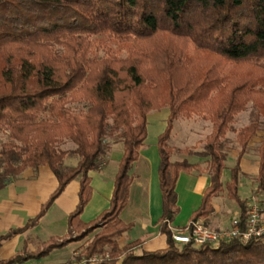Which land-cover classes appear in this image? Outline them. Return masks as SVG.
I'll use <instances>...</instances> for the list:
<instances>
[{
	"label": "trees",
	"instance_id": "trees-1",
	"mask_svg": "<svg viewBox=\"0 0 264 264\" xmlns=\"http://www.w3.org/2000/svg\"><path fill=\"white\" fill-rule=\"evenodd\" d=\"M215 56L247 70L229 69ZM247 104L254 113L235 134L236 162L222 183L226 132ZM162 109L168 117L157 138L158 227L166 247L137 254L139 242L132 241L120 252L117 240L132 227L119 218L130 171L146 139L147 115ZM194 116L209 121L212 133L195 153L207 163L210 185L190 221L210 216L212 199L223 192L243 219L239 163L257 132L264 131V0H0V134H6L0 144V190L41 166L57 181L39 213L16 234L35 226L78 180L67 233L99 229L84 250L87 258L108 251L112 260L122 256L120 264H264V236L198 249L174 246L168 226L178 214L176 181L180 172L199 165L170 161L174 149L168 142L174 122ZM65 143L73 149H61ZM114 144L121 145L122 155L109 207L85 224L80 216L91 196L89 173L99 170ZM256 153L257 190L264 195V135ZM67 158L76 160L74 166L64 165ZM261 204L264 221V199ZM66 243L50 239L35 252L0 264L40 260Z\"/></svg>",
	"mask_w": 264,
	"mask_h": 264
},
{
	"label": "crops",
	"instance_id": "crops-1",
	"mask_svg": "<svg viewBox=\"0 0 264 264\" xmlns=\"http://www.w3.org/2000/svg\"><path fill=\"white\" fill-rule=\"evenodd\" d=\"M152 112H156V111H152ZM157 122H158L157 113L151 114L150 112L147 115L146 139L144 141L143 146L139 150L138 159L133 164L132 169L130 171V174L133 176V178L129 186L128 200L119 216L120 220L123 223L131 224L132 227L128 233H126L117 240V243L121 244L118 246L121 247L129 242L138 241L139 245L136 249V252H140V253L142 251H156V250L164 249L166 247L165 237L160 233L158 227V221L161 216L162 208H161V194L158 183L159 156L157 149V138L164 131L166 123L163 131L160 132L156 136V138L154 137L152 139H149L148 137V130L150 126H155ZM117 146L118 149H116ZM120 147H121L120 144H114L111 148V152L109 153V155L107 156L106 160L104 161L103 165L99 168V170L89 173L91 180L90 181L91 196L80 216V220L83 223H89L93 221L100 215L101 212H103L109 207V201L113 190L114 177L117 173L118 162L122 155V147L121 148ZM245 160L246 158L244 156L240 160L239 163L240 171L244 174L251 175L253 173L251 172L249 173L248 171H250L251 168H253L252 162L248 163V161ZM256 165L257 168H255V175H257L258 173V159ZM40 168H38L37 171H33V173L26 174L25 172L29 170L27 169L20 176V178H18L13 183L7 185L5 188L0 190V207H2L4 211H6L5 208H7L8 205L10 206V208L11 206L14 205V201H13L14 193L15 191L16 194L18 192L16 188L17 185H20L21 187L24 188L26 185H29L31 183L34 184L35 182H37ZM34 172H36V174ZM44 177H46V179L50 184L48 190L49 192H47L48 195L47 199H48L49 196L57 188V181L52 175V173L50 175L45 172ZM227 181L228 180H224V181L222 180V183H226ZM209 185H210V176L208 170L205 171L203 167L202 168L198 167L188 172L179 173L175 185V191L177 194L178 214L176 215L174 221L170 224L172 228H181L190 221V217L192 213L199 208L203 194ZM241 187H242V183L239 178L238 195L241 200L245 201L246 197L244 198L241 197L239 193ZM78 189H79L78 180H74L70 182L66 186L64 191L55 199L49 210L44 214V216L40 218V219L45 218L47 213L53 208V206L61 202V200L67 199V197H69V199L67 200L70 204L69 205L70 210L66 217L65 232L59 235H53L48 240L56 239L59 242H62V238H64L67 235V220H68V216L76 208L78 202V197H77ZM221 196L222 195L219 194L218 196L212 199L214 211L206 219H203L205 224L212 229H227L229 228L230 221L232 219L225 214L223 208L224 205L218 202ZM47 199L44 201V203L47 201ZM43 204H41L40 209ZM2 208H0V210ZM5 214L6 212L0 211V225H1V221L5 222V226H1L0 228V231L1 229L3 230L5 229L4 234H1L2 232H0L1 234L0 261L7 260L15 255H21L24 253V251H26L27 240L24 242L23 239L27 234H29L31 230L30 228H32L30 227L25 231L16 234L15 233L16 230L23 229L28 223H26V225L24 226L14 227V216L12 215V211L10 210V213H7V216ZM225 215L227 216V218ZM236 215H239V209L237 210ZM84 217H87L85 221L83 220ZM8 233H11V235L8 238L2 240L1 238ZM72 246L73 244L67 243L60 248L54 249L46 257L38 261L42 264H61L62 259H64L66 255L68 256L67 252L72 250V248H70ZM68 248L69 251H67Z\"/></svg>",
	"mask_w": 264,
	"mask_h": 264
},
{
	"label": "rangeland",
	"instance_id": "rangeland-1",
	"mask_svg": "<svg viewBox=\"0 0 264 264\" xmlns=\"http://www.w3.org/2000/svg\"><path fill=\"white\" fill-rule=\"evenodd\" d=\"M214 60L224 61L221 58L214 57ZM223 65L228 67L229 69H232V66H235V68H238V72L247 70V65L243 64H234L230 62L224 61ZM157 113L158 115V122L155 126H150L148 130V137L149 139L156 138V136L163 131L168 110L162 109L160 111L151 112ZM254 110L251 106V104H247L244 111L239 112L234 117L233 123L231 125V131L226 132L225 136V148L227 152V159L225 161V169L223 171L222 180H229V169L235 165L237 152L239 150V147L237 146L235 142V134L236 132L249 124L250 120L252 119ZM174 128L170 137V140L168 142V145L174 149L173 153L171 154L170 161H181V160H187L190 163H197L199 165V168H202L207 171V163L204 159H201L195 155V153H199L203 150V145L205 142L206 137H208L212 133V124L209 121H204L200 117H192L191 119H179L174 122L173 124ZM156 134V135H155ZM264 135V131L260 130L257 132L256 136L251 140L249 146H248V152L244 155L246 160L249 162H252L253 168H251L249 173H253L251 175L244 174L240 171L239 178L242 183V187L239 190V193L241 197H246L245 202L248 201L250 197H254L255 201L258 203H261L264 199V195L258 192L257 190V183H256V177L255 175V168H257V153L256 149L258 145L261 142V139ZM6 140V134L1 133L0 134V144L3 143ZM63 150H72L73 146L70 143H65L60 146ZM121 148V147H120ZM188 152H181L182 149H186ZM118 149V146L116 147ZM245 160V161H246ZM76 160L72 158H67L64 161L65 166H74ZM256 166V167H255ZM48 171V172H47ZM48 173L51 175V172H49V169L46 166H42L40 168V172L38 173L39 177L37 182H33L34 184L26 185L24 188L20 185H17V194L16 191L14 193V205L10 206L8 205L6 211L2 208L0 211L10 213V210L12 211V215L14 216V227L18 226H24L26 223L29 222V220L33 219L39 209L41 204L44 203V201L47 199L48 195L47 192H49L50 184L46 177H44V174ZM33 173V170L29 169L25 172ZM36 174V172H34ZM41 182V183H40ZM40 183V184H39ZM20 187V188H19ZM222 196L219 198L218 202L220 204L224 205V212L229 218H233L236 215V212L238 210L236 204L234 201L228 199L226 197L225 192L220 193ZM69 199V197H67ZM67 199L61 200V202L57 203L53 208L47 213L46 217L43 219H40V221L37 223L35 227L30 228L29 234H27L24 237V242L26 241V251L24 253H33L37 249H40L43 245L42 242L47 241L50 237L53 235H59L61 233L65 232L66 228V217L69 212V202ZM7 205V204H6ZM221 207V206H220ZM222 208V207H221ZM225 215V216H226ZM226 216V218H227ZM4 218V216H3ZM87 217H84L83 220L85 221ZM202 224L206 227H209L205 224L203 219H199ZM90 223V222H89ZM8 224V223H7ZM88 224V223H85ZM1 226H5V222L1 221ZM95 227V226H93ZM92 227V228H93ZM90 227H86L82 230H75L71 233H67V235L62 238V242L69 244H73L72 250L69 251V248L67 249L68 256L64 257L62 259V263H68L74 260H79L81 258H87L85 257L84 250L87 248L88 244L92 241V237L95 233H98L99 229H94L91 231ZM0 232L1 234H4L5 229ZM0 234V235H1ZM61 239V238H60ZM56 240V239H55ZM58 241V240H56ZM67 244V243H66ZM121 245V244H118ZM126 244H124L125 246ZM124 246H118V249L120 252H122V249ZM33 250V251H30ZM137 254L140 252H136ZM91 257H95L99 260L98 264L105 262V261H111L112 258L110 256V253L108 251H105L103 254H97L92 255ZM122 259V256L119 254L115 260L113 259L112 262L114 264H120V261Z\"/></svg>",
	"mask_w": 264,
	"mask_h": 264
},
{
	"label": "built area",
	"instance_id": "built-area-1",
	"mask_svg": "<svg viewBox=\"0 0 264 264\" xmlns=\"http://www.w3.org/2000/svg\"><path fill=\"white\" fill-rule=\"evenodd\" d=\"M243 219L235 215L227 229H212L202 224L200 220L189 221L181 228H172L170 225L171 237L174 246L181 249L190 246L194 249L204 245H218L221 242L237 239L241 242L256 240L264 236V221L262 217V204L250 197L245 202ZM99 260L95 257L81 258L63 264H98ZM23 264H42L38 260H29Z\"/></svg>",
	"mask_w": 264,
	"mask_h": 264
}]
</instances>
